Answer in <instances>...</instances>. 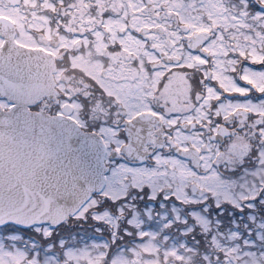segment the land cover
<instances>
[{
  "label": "snow or ice",
  "instance_id": "6c2138e0",
  "mask_svg": "<svg viewBox=\"0 0 264 264\" xmlns=\"http://www.w3.org/2000/svg\"><path fill=\"white\" fill-rule=\"evenodd\" d=\"M5 12L99 72L49 94L0 27V264H264V0ZM73 138L102 173L65 165Z\"/></svg>",
  "mask_w": 264,
  "mask_h": 264
},
{
  "label": "flooded vegetation",
  "instance_id": "af4514ba",
  "mask_svg": "<svg viewBox=\"0 0 264 264\" xmlns=\"http://www.w3.org/2000/svg\"><path fill=\"white\" fill-rule=\"evenodd\" d=\"M3 16L4 19H8L13 23L15 27V37L18 43L33 49H40L47 53L49 58V67L54 68L52 76L54 85L52 86L51 81L47 93L54 94L56 89L58 88L62 89L63 87H74L75 85L83 81V76L80 74L81 72L86 76H91L94 79L97 78L99 68L95 62L90 63L87 56L83 59H81L80 57L72 58V63L69 68L57 65V63L55 62V58L60 55V53L57 51V44H66V41H64L63 38H60V40L57 41L56 39L50 37L47 33H45L42 37H36L33 34H30L21 29L20 21L14 14L5 12ZM38 41H42L43 43L41 44ZM1 42L2 41H0V43ZM73 69H76L78 71H73ZM60 80H63V84L58 83V81ZM240 83L242 86H245L243 85V82ZM105 161L108 165L109 161L107 157H105Z\"/></svg>",
  "mask_w": 264,
  "mask_h": 264
},
{
  "label": "water",
  "instance_id": "95a60500",
  "mask_svg": "<svg viewBox=\"0 0 264 264\" xmlns=\"http://www.w3.org/2000/svg\"><path fill=\"white\" fill-rule=\"evenodd\" d=\"M0 27L9 30V40L12 45L11 51L13 54L16 52H29V60L28 63L31 65H39L46 73V78L44 81L41 82L42 87L44 88L45 92L48 90V86L53 82L52 73L54 68L49 67L48 63V55L44 51L40 49H35L36 51H32L33 48L24 46L19 44L15 39V28H13L12 23L10 24L9 21L6 19H0ZM70 146V153L68 158L64 160L65 165L68 164H78L82 169L89 170V169H98L101 173L107 165L105 163V156L102 151H91L87 147H82L81 143L78 139L73 138L69 142Z\"/></svg>",
  "mask_w": 264,
  "mask_h": 264
},
{
  "label": "rangeland",
  "instance_id": "374dc122",
  "mask_svg": "<svg viewBox=\"0 0 264 264\" xmlns=\"http://www.w3.org/2000/svg\"><path fill=\"white\" fill-rule=\"evenodd\" d=\"M246 170H247V169H246ZM246 170H245V171H246Z\"/></svg>",
  "mask_w": 264,
  "mask_h": 264
}]
</instances>
